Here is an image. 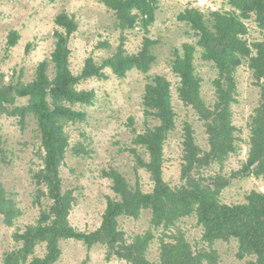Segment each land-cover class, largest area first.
<instances>
[{"label":"trees","instance_id":"trees-1","mask_svg":"<svg viewBox=\"0 0 264 264\" xmlns=\"http://www.w3.org/2000/svg\"><path fill=\"white\" fill-rule=\"evenodd\" d=\"M155 1L102 0L116 17L119 42L101 63L88 58L78 77L70 73L68 49L59 39L53 52L54 80L41 68L29 82L0 84V112L29 114L36 119L43 166L34 178L44 187L36 197L37 220L16 228V245L4 253L0 264H57L61 242L67 239L88 247L100 243L108 256L128 264H222L217 243L234 241L240 264H264V190L248 191L243 202H227L223 193L236 178L252 176L264 185V38L253 44L246 38V20L251 16L264 30V0H223V4L206 8L186 6L180 18L194 41L183 42L170 60L177 79L175 91L166 75L150 77L142 93L145 119L140 129H133L138 165L148 173L150 187L133 184L122 172L111 169L107 174L111 193L99 226L85 232L70 224L72 197L60 175L66 138L60 122V110H65L56 104L59 94L64 89L75 100L89 101L87 92L72 85L77 78L102 76L105 68L119 76L132 70L146 74L156 59L152 40L144 36L140 48L129 52L126 37L138 24L148 30L154 21ZM58 22L68 34L77 28L67 14ZM198 60L209 62L215 70L212 101L205 96ZM242 67L248 68L258 88L246 140L233 114ZM176 102L193 110L203 127L205 145L199 142L194 121L186 114L179 115ZM175 132L181 138V158L178 180L170 182L164 177V167L168 163L166 148ZM244 142L246 156L237 160ZM235 160L237 165L231 167ZM6 161L0 136V169ZM144 211L149 212L148 228L128 234L120 219H138ZM0 214L8 225H13L18 215L1 179ZM193 220L194 226L190 225ZM152 243L156 245L155 260L149 255ZM39 248H44L42 254Z\"/></svg>","mask_w":264,"mask_h":264},{"label":"rangeland","instance_id":"rangeland-1","mask_svg":"<svg viewBox=\"0 0 264 264\" xmlns=\"http://www.w3.org/2000/svg\"><path fill=\"white\" fill-rule=\"evenodd\" d=\"M189 4L206 8L223 4V0H156L153 4L154 21L148 30L138 24L126 37L129 52L140 48L144 36L152 40L156 59L146 74L132 70L125 76H119L105 68L102 76L77 78L72 85L77 91L87 92L89 101L75 100L64 89L59 94L56 104L65 110H60V122L66 138L60 175L64 189L72 197L69 220L75 229L90 232L99 226L106 197L111 193L109 170H119L133 184L137 183L144 189L150 187L148 173L138 165L133 129H140L145 119L142 93L150 77L166 75L175 91L177 79L170 70V60L183 42L194 41L188 26L180 18ZM62 14H67L77 25L70 34L58 22ZM246 24V38L250 44L264 38V30L253 16L246 20ZM118 37L116 17L102 0H0V84L29 82L41 68L54 80L53 52L59 39L68 49L70 73L74 78L78 77L88 58L101 63L114 52ZM198 62L205 96L212 101L211 81L215 70L209 62ZM238 80L240 94L233 106L234 123L246 140L245 129L256 106L258 88L246 67L239 69ZM176 104L181 117L186 114L194 121L199 142L205 145L203 127L193 110L178 102ZM8 113L0 112V136L7 153V161L0 169V179L18 208V215L14 224L8 225L0 214V262L4 253L16 245L13 238L16 228L37 220L39 208L36 197L39 189L44 190L34 178L43 166L36 119L29 114ZM180 144L179 133H173L166 148L168 163L164 167V177L170 182L178 180ZM246 153L244 142L237 160L244 158ZM237 160L230 166L235 167ZM256 188L264 190L260 180L252 176L236 178L224 190V199L243 202L245 194ZM148 221V211L138 219H120L128 234L146 230ZM190 225H196L194 220ZM217 247L222 264H240L234 241L218 242ZM61 249L57 264H128L117 256H108L105 246L100 243L88 247L81 241L67 239L61 242ZM38 251L42 254L44 248ZM149 255L155 260L154 243Z\"/></svg>","mask_w":264,"mask_h":264}]
</instances>
